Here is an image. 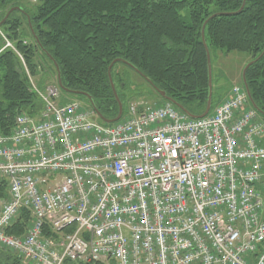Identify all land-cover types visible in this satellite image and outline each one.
<instances>
[{
    "label": "built area",
    "instance_id": "1",
    "mask_svg": "<svg viewBox=\"0 0 264 264\" xmlns=\"http://www.w3.org/2000/svg\"><path fill=\"white\" fill-rule=\"evenodd\" d=\"M30 82L38 114L0 134L1 248L31 264H264V121L242 86L202 118L141 100L104 125ZM22 209L29 226L8 234Z\"/></svg>",
    "mask_w": 264,
    "mask_h": 264
},
{
    "label": "trees",
    "instance_id": "2",
    "mask_svg": "<svg viewBox=\"0 0 264 264\" xmlns=\"http://www.w3.org/2000/svg\"><path fill=\"white\" fill-rule=\"evenodd\" d=\"M242 1L37 0L27 7L23 0H0V21L12 7H21L26 12L13 11L0 26V134L11 133L18 114L35 116L41 108V101L29 81L36 74L37 51H45L52 57L66 91L86 95L61 90L70 97L58 100L60 104L84 102L90 110L95 106L105 118L115 117L118 105L107 69L113 60L122 59L148 80L125 63L113 64L111 78L122 107L123 98L129 97L130 103L140 92L128 91L129 78L123 72L128 69L155 94V88L162 90L190 113L201 114L208 94L202 25L213 13L238 11ZM26 16L38 43L30 32ZM204 39L211 62L213 107V103L217 105L228 94L225 95L226 91L213 100L211 50L243 53L248 57L246 64L256 59L264 50V0H245L237 14L210 19L204 27ZM6 41L12 47H5ZM43 56L53 68L55 85L54 64L44 53ZM245 81L253 102L264 113V54L247 68ZM125 112L123 107V115ZM259 117L264 121V117ZM7 198V181L0 179V201ZM30 218L27 210H20L6 232L22 236ZM42 229L44 236L58 238L47 223ZM0 264L31 263L0 247Z\"/></svg>",
    "mask_w": 264,
    "mask_h": 264
},
{
    "label": "rangeland",
    "instance_id": "3",
    "mask_svg": "<svg viewBox=\"0 0 264 264\" xmlns=\"http://www.w3.org/2000/svg\"><path fill=\"white\" fill-rule=\"evenodd\" d=\"M22 3L27 7H31L32 5L37 3V0H23ZM35 56L37 68L36 74L31 77V80L41 91H43L46 86L54 85V72L52 66L50 65V62L46 58H44L43 53L37 51ZM247 58L248 57L245 54L236 51L223 53L216 49L211 50L214 79L213 100H216L217 97H221L222 93L226 91L227 93L225 95H227L231 86L241 84V69L246 64ZM123 72L124 75L129 78V83L127 82V85L130 87V89H128V91L131 92V90H140V92L136 95L137 98H132L130 102L135 103L136 101L139 102L142 100L147 104L152 105L154 102L161 101V98H159V96L154 93L150 86L144 83L136 74L128 69H124ZM69 97V95L64 94L60 90L59 101ZM222 98H224V96ZM129 100V97L123 98V107L125 109L127 107V104L129 103ZM81 104L84 108L90 109L84 102H81ZM215 105L216 103H213V107ZM213 107H211V110Z\"/></svg>",
    "mask_w": 264,
    "mask_h": 264
},
{
    "label": "water",
    "instance_id": "4",
    "mask_svg": "<svg viewBox=\"0 0 264 264\" xmlns=\"http://www.w3.org/2000/svg\"><path fill=\"white\" fill-rule=\"evenodd\" d=\"M245 4V0L242 1V5L241 7L239 8L238 11L236 12H223V13H213L212 15H210L203 23L202 25V28H201V37H202V43H203V46H204V49H205V52H206V59H207V91H208V94H207V100H206V105H205V109L204 111L199 114V115H195V114H192L190 113L189 111H187L181 104H179L178 102H176L175 100H173L172 98H170L169 96L166 95V93L162 90H159L157 88H155V91L156 93L160 96L161 99L165 100V101H168L170 102L171 104L175 105L178 109H180L181 111H183L186 115H188V117L190 118H193V119H197V118H202L204 116H206L211 107H212V73H211V62H210V55H209V50H208V47H207V44L205 42V39H204V27L206 25V23L216 17V16H220V15H232V14H237L238 12H240L243 8ZM13 11H20L21 13L23 14H26V12L24 11V9H22L21 7H12L8 10V12L6 13L5 17L0 21V26L3 24V22L7 19V17L13 12ZM27 17V24H28V27L30 29V32L34 38V40L38 43L37 41V38H36V35L34 34V30L31 26V23H30V20H29V17ZM43 53L48 57V59L54 64V67H55V70H56V82H57V85L59 87L60 90L62 91H65L67 93H72L74 95H80V94H84V93H81V92H78V91H66L63 86H62V83H61V79H60V73H59V69H58V66L57 64L53 61L52 57L46 53L45 51H43ZM264 54V50L262 51V53L254 60L248 62L242 69V72H241V82H242V85H243V88L246 92V95H247V98H248V101L251 105V107L262 117H264V113H262L259 108L256 106V104L253 102L251 96H250V93H249V90H248V87H247V84H246V81H245V72L247 70V68L253 64V62H255L256 60H258L262 55ZM115 62H122V63H125L127 65H129V67H131L135 72H137L139 75H141V73L135 68L133 67L131 64H129L128 62H126L125 60H122V59H115L113 60L110 65L108 66V69H107V74H108V79H109V82H110V85H111V89H112V92H113V95L115 97V100L117 101V105H118V112H117V115L113 118H105L103 117L99 112L98 110L96 109L95 106L92 105V100L89 96L88 97V100L90 101L92 107H93V111L94 113L96 114V116L99 118L100 121H102L103 123L105 124H111V123H114L116 121H118L121 116H122V113H123V107H122V103L121 101L119 100L118 98V95L115 91V88H114V84L112 82V78H111V68L113 66V64ZM142 76V75H141ZM143 77V76H142ZM145 80H147L145 77H143ZM148 81V80H147ZM85 95V94H84ZM86 96V95H85Z\"/></svg>",
    "mask_w": 264,
    "mask_h": 264
}]
</instances>
